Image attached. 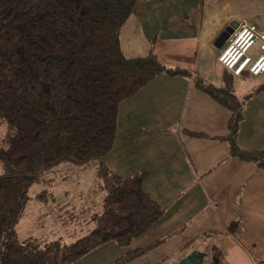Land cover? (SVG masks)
Here are the masks:
<instances>
[{
  "label": "trees",
  "instance_id": "1",
  "mask_svg": "<svg viewBox=\"0 0 264 264\" xmlns=\"http://www.w3.org/2000/svg\"><path fill=\"white\" fill-rule=\"evenodd\" d=\"M139 1L0 0V264H72L110 242L126 251L108 264H129L162 242L131 246L164 213L144 186L148 169L122 176L105 159L117 140L125 100L160 74L194 75L166 65L154 49L125 54L123 27ZM198 75L196 86L232 111L229 132L220 137L230 155L264 168V145L243 149L238 142L247 99L236 95L232 80L252 75L223 67L222 84ZM92 161L105 191L100 211L92 214L95 227L71 242L57 237L40 246L23 240L17 224L31 187L63 163L85 167ZM36 196L41 203L54 199L48 189ZM87 211L88 201L69 230L77 232L74 225ZM223 262L216 255L211 264ZM149 264L170 263L167 257Z\"/></svg>",
  "mask_w": 264,
  "mask_h": 264
},
{
  "label": "crops",
  "instance_id": "2",
  "mask_svg": "<svg viewBox=\"0 0 264 264\" xmlns=\"http://www.w3.org/2000/svg\"><path fill=\"white\" fill-rule=\"evenodd\" d=\"M200 4L201 0H162L155 4L144 0L127 23L130 26L134 21L139 29L143 26L141 47L129 41V54L124 50L125 54H147L169 18L171 24L162 32L158 56L168 66L194 68L198 76L203 72L202 78L213 80L207 77L220 54L214 43H219L217 37L231 20H241V15L231 14L213 22L215 8L210 11L207 4L200 15ZM155 7L163 10V14L158 12L156 23L151 12ZM263 7L264 3L259 11ZM261 24L264 26V20ZM125 30L130 39L137 36L138 29L131 33ZM252 77L236 80L255 89L253 95L251 90L240 95L234 88L238 97L247 99L238 136L243 149L264 145V73L257 79ZM193 78L160 74L127 99L124 110L120 107L124 124L119 122L113 155L120 158L113 170L129 176L148 169L144 186L164 209L159 221L131 246L162 242L129 264H149L167 257L175 264L174 256L179 255L181 261L194 251L205 256V264H211L216 255L227 264H264V168L230 155L229 144L220 137L229 132L232 111L200 90ZM66 203L70 207L69 197ZM125 251L110 242L97 249V257L87 264H108ZM83 258L72 264H85Z\"/></svg>",
  "mask_w": 264,
  "mask_h": 264
},
{
  "label": "rangeland",
  "instance_id": "3",
  "mask_svg": "<svg viewBox=\"0 0 264 264\" xmlns=\"http://www.w3.org/2000/svg\"><path fill=\"white\" fill-rule=\"evenodd\" d=\"M149 1H152L155 4L161 2L162 0H149ZM147 2L148 1H145V3ZM143 3L144 0L139 1L137 7L139 5H142ZM263 3L264 0H238V1L237 0H201L200 15H202L203 8L206 7L207 4H209L211 6L210 11H213V8H215L214 11L215 13L212 18L213 22L217 21L220 18L231 16V14H236L237 16L241 15L240 19H246L252 22L257 21L259 23L260 28L264 30V26H262L261 24V22L264 20V10L259 11V8L262 6ZM136 8L132 15L137 14ZM155 8L157 9L151 11L154 14V18H155L154 23H156L159 19L158 12L163 14L162 8L160 7H155ZM133 18L134 16L131 17V21ZM167 19L169 18L165 19V25L162 32H166L168 26H170L171 24L170 20ZM190 19L193 20V17H191ZM141 20H143L142 17ZM175 22L176 23L179 22V19ZM127 23L124 25L122 32V45L125 51L127 50L129 41H131L135 45L138 42L137 47H141L139 34H140V29H144L143 26L140 27L139 29L138 26L135 25L134 21L129 24L130 26H127ZM125 29H127V31H129L130 33L132 32V29H138L137 36L134 39H130L129 34L126 32ZM186 29H194V28H186ZM162 32L161 35H155V37L152 40L153 43L151 45V49L149 50L148 53H150L154 49V52L159 54L158 46L160 45L161 42ZM226 45L227 43H225L222 48H218L214 43V48L215 50L217 49V52H219L218 50H220L221 52V50ZM126 53L129 54L128 51H126ZM251 53L254 56L258 55L259 53L258 45L254 46ZM210 67H211L210 70L211 73L210 75H208L207 78L212 77V79L214 78L212 80L213 82L217 84H222L223 83L222 65L218 61H213V66ZM191 71L193 72L194 75L196 74L194 68ZM202 75L204 76L203 72L201 73V77H203ZM257 77L258 76H253L252 79H257ZM262 81H259L258 84ZM232 85L233 87L234 86L237 87V90L240 95L250 90H251L250 94L252 92L253 93L255 92V89L248 87L246 83L237 81L236 78L232 80ZM253 93L251 95H253ZM128 101L129 100H127L125 103H127ZM125 103L121 105L122 110H124ZM121 108L119 113L118 130H119V122L121 125L124 124V122H122L123 118H122ZM127 116H128V112H127ZM131 116L132 115L129 113V117ZM4 130H5V125L0 124V137L2 136ZM118 138H119V134L117 132V140L114 144V148L115 145L117 144ZM113 149L111 150V152L107 154V157L105 158L109 162L110 168L112 170H113V164L118 165L120 158V156L117 157L116 155H113ZM121 151L122 150L119 151V154ZM96 166H97V161H92L88 163L85 167L84 166L78 167V165H74L71 163H63L57 167L52 168L48 172H45L44 173L45 181L35 183L30 189L31 197L26 205L21 220L17 224V231L20 237L26 242H31L32 244L38 242L37 243L38 245L44 246L45 242L50 241L57 237H63L65 241L71 242L76 238L84 236L89 231H91L95 227L94 223L96 222L94 221V219H92V214L94 212L100 211L105 194V191L104 190L102 191L101 189L102 185L100 183V180L96 176V172H95ZM1 171L2 168L0 166V172ZM44 189H48V192H52L54 199L51 201L48 200V202L46 200L43 201V203H41V201L37 198L36 194L41 190L44 191ZM79 192L81 194L77 196ZM67 197L70 198V208L68 211L66 205ZM86 201H88V211L85 215L81 216L78 223L74 225V227H76L77 229V232H73L74 228L69 230L67 225L68 226L71 225L72 222L71 219L74 217V214L79 211L80 207H82L83 202ZM97 253L98 252L93 251L92 253L86 255L83 258L85 264H87L93 258L97 257L98 255ZM174 257H176L175 264H178V261L180 260L181 257L179 255H176Z\"/></svg>",
  "mask_w": 264,
  "mask_h": 264
},
{
  "label": "built area",
  "instance_id": "4",
  "mask_svg": "<svg viewBox=\"0 0 264 264\" xmlns=\"http://www.w3.org/2000/svg\"><path fill=\"white\" fill-rule=\"evenodd\" d=\"M237 28L230 34L227 45L221 50L218 60L236 76L249 74L258 76L264 73V30L255 22L238 20ZM258 45V55H252Z\"/></svg>",
  "mask_w": 264,
  "mask_h": 264
},
{
  "label": "water",
  "instance_id": "5",
  "mask_svg": "<svg viewBox=\"0 0 264 264\" xmlns=\"http://www.w3.org/2000/svg\"><path fill=\"white\" fill-rule=\"evenodd\" d=\"M238 24L239 22L237 20L232 19L225 27L217 39V41H219V43L216 42L218 48H221L224 45L230 34L235 30V28H237ZM179 264H205V256L201 253L199 254L198 251H194L192 254L184 257Z\"/></svg>",
  "mask_w": 264,
  "mask_h": 264
},
{
  "label": "bare ground",
  "instance_id": "6",
  "mask_svg": "<svg viewBox=\"0 0 264 264\" xmlns=\"http://www.w3.org/2000/svg\"><path fill=\"white\" fill-rule=\"evenodd\" d=\"M225 43H226V42H225ZM225 43H224V44H225Z\"/></svg>",
  "mask_w": 264,
  "mask_h": 264
}]
</instances>
